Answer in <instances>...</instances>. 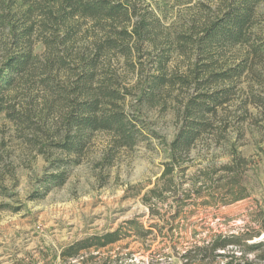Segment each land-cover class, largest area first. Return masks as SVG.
Segmentation results:
<instances>
[{"label":"rangeland","instance_id":"374dc122","mask_svg":"<svg viewBox=\"0 0 264 264\" xmlns=\"http://www.w3.org/2000/svg\"><path fill=\"white\" fill-rule=\"evenodd\" d=\"M109 1L128 7L132 22L119 17L99 23L79 13L71 17L70 40L53 50L64 56L68 68L58 71L52 66L55 80L47 87L38 83V76L35 83L19 88L14 104L26 116L22 121L0 117V264H183L181 251L212 234L241 239L225 249L226 258L264 264V0L255 4L253 22L247 28L250 42L217 51L219 66L242 65L244 73L231 83L218 82L203 90L209 94L230 86L229 101L218 108L209 133L180 162L187 169L181 172L175 167L168 192L162 191L161 178L169 162V145L183 124L182 111L196 85L168 88L152 103L140 101L142 86L156 73L160 56H169V77L188 74L204 28L222 17L233 0ZM58 3L0 0V69L9 52L28 51L30 46L39 60H53L46 55L52 49L44 42L58 28L49 13L57 10ZM141 16L153 27L146 41L130 37ZM11 22L17 36L26 35L22 43L12 36ZM252 44L261 52L255 54ZM97 53L101 55L94 86L111 84L124 96L120 104L128 117L137 120L142 137L133 148L109 152L110 135L94 132L82 153L72 157L78 164L57 163L65 155L49 145L59 140L57 131L63 134L62 120L68 110L60 87H72L79 73L75 71L78 56L89 60L97 58ZM40 71L38 66L37 75ZM233 149L246 160L243 184L249 198L224 207L204 205V198L188 199L181 206L177 200L190 193L201 171L229 164ZM111 155V165H106L105 158ZM59 170L67 172L66 184L35 198L45 193V186H52L44 185L45 180ZM152 189L157 193L148 194L147 205L144 199ZM161 192L164 199L157 197ZM133 219L151 232L143 238L91 247L76 257L65 253L71 245L113 232ZM252 246L259 248L250 250ZM226 258L218 257L217 264Z\"/></svg>","mask_w":264,"mask_h":264},{"label":"trees","instance_id":"16d2710c","mask_svg":"<svg viewBox=\"0 0 264 264\" xmlns=\"http://www.w3.org/2000/svg\"><path fill=\"white\" fill-rule=\"evenodd\" d=\"M57 10H52V24L58 27L52 39L44 42L52 49L46 55L52 56L46 62L39 60L34 54L31 46L28 51L9 52L4 67L0 69V117L5 115L14 121H22L23 113L17 110L14 101L19 97V88L28 83H35L36 77H40L38 83L49 86L55 80L54 70L58 71L68 68L64 56L55 54L53 51L57 45H65L71 38V26L69 19L78 13L101 22L105 20L116 21L123 17L129 23L132 22V13L128 7L121 3L112 4L109 0H56ZM260 0H233L226 8L222 17L214 20L203 30V36L198 40L199 51L195 55L194 68L190 69L188 74L179 75L174 73L168 76L167 61L169 56H160L156 61L155 71L142 86L140 101L152 103L155 98L168 88L185 87L191 83L196 85L192 94L189 95L184 109L182 111L183 124L178 130L173 142L169 145V162L165 164V171L161 180H164L163 192H168L174 183L175 167H180L181 172L187 168H181L185 161L184 158L190 156L195 144L207 133L214 125L217 110L223 107L229 99L231 91L230 86L223 89L222 92L215 90L208 94L203 90L209 88L218 82H233L235 78H241L244 73L242 65H220L221 61L218 49L225 46H237L249 43L250 38L247 35V28L251 26L254 17L255 4ZM134 17V16H133ZM0 18V22H1ZM10 21V20H9ZM152 24L145 18L140 17L132 26L130 37H136L139 41H146L150 38ZM12 36L17 43H22L26 35L17 36V29L11 22L10 28ZM61 31H64L62 34ZM27 32V31H25ZM55 43V45H53ZM253 52L258 54L261 47L252 44ZM102 47H99V51ZM97 58L87 59L85 56L76 58L78 74L73 79L72 87H60V94L65 100L64 106L67 112L62 120L63 134L59 132V140H56L49 147L60 150L64 159L57 160V163L78 164L74 155H80L89 141V137L94 132H106L111 137L109 143V152L121 148H133L142 137V131L138 129L137 120L132 119L125 112L120 104L124 96L108 86H94L96 77L95 69L99 63ZM53 62V63H52ZM52 63V64H51ZM41 67V73L37 75V68ZM154 68V67H153ZM206 73V74H204ZM70 80V77H68ZM197 84L199 86H197ZM61 100V99H60ZM247 107V106H246ZM249 113V109H245ZM39 153L45 154V150H39ZM232 161L221 167H214L212 170L205 169L191 183L190 193L185 192L181 200H177L181 206L185 205L188 199L204 198L202 204L217 206H228L230 204L243 201L249 198L247 188L243 184V175L245 169V158L239 156L236 149H233ZM108 159V160H106ZM113 155L105 158L106 165H111ZM68 175L65 170H59L50 174L45 180V193H41L37 199L43 198L52 187H61L66 184ZM198 184H200L198 186ZM48 187V188H47ZM156 189L150 190L146 194L144 202L148 203L146 197L148 194L155 195ZM163 197L161 192L159 196ZM166 198V197H165ZM164 199V198H162ZM152 215L154 210L150 206ZM151 230H145L144 227L135 219L121 224L113 232H108L100 236H95L90 240L77 242L71 245L66 251L70 257H76L85 249L91 247L103 248L115 244L122 239L138 237L143 238ZM241 239L235 236H226L223 234H212L205 236L201 244H196L191 248H185L181 252L183 264H217V258H226L225 249L229 245L240 244ZM168 248V247H167ZM259 246H252L250 250H255ZM165 249V248H163ZM175 249V248H174ZM164 251V250H163ZM223 251L224 253L220 252ZM223 264H254L244 258L231 256L226 258Z\"/></svg>","mask_w":264,"mask_h":264}]
</instances>
